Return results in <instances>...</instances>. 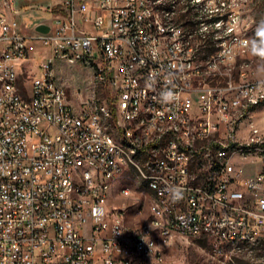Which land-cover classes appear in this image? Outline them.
I'll return each instance as SVG.
<instances>
[{"label": "built area", "instance_id": "1", "mask_svg": "<svg viewBox=\"0 0 264 264\" xmlns=\"http://www.w3.org/2000/svg\"><path fill=\"white\" fill-rule=\"evenodd\" d=\"M47 1L49 30L25 35L12 0H0V264H167L161 254L177 238L204 240L217 264L251 263L264 243V133L248 118L264 108V80H250L240 73L248 64L236 62L249 54L239 41L256 25L234 0H201L208 15L199 26L187 21L190 0H178L173 30L157 21L160 0ZM207 22L220 26V41ZM29 38L51 57L27 79ZM80 55L98 60L94 79L109 91L101 108L132 149L113 148L90 102L65 103L53 62L86 66ZM224 142L229 156H221ZM129 153L150 154L151 164L136 162L160 199L144 195L130 216L125 205L113 216L103 190L108 173L119 182L130 172ZM246 161L261 167L245 174ZM82 164H94L99 180L86 175L77 186ZM73 187L79 197L69 196ZM138 212L149 220L126 227ZM152 227L164 230L168 247H150Z\"/></svg>", "mask_w": 264, "mask_h": 264}, {"label": "rangeland", "instance_id": "2", "mask_svg": "<svg viewBox=\"0 0 264 264\" xmlns=\"http://www.w3.org/2000/svg\"><path fill=\"white\" fill-rule=\"evenodd\" d=\"M234 3L235 6L239 7L242 16L250 19L252 25L264 21V0H234ZM85 27L90 28L88 25ZM27 45L29 47V57L26 65L30 73H25L24 76L30 79L33 73L39 71V66L51 57V48L36 38L27 39ZM242 61H245L248 66H240V70L246 69L248 71L249 68L248 76L250 80H264V61L247 54L238 57L236 67ZM53 67L58 81L66 88L68 99L74 106L82 104L87 99L99 103L103 96H107L109 93L107 87H103L94 79L93 66L73 65L61 59H56L53 62ZM248 121L264 133V108L262 106L252 108ZM241 165L245 174H253L261 167L250 161H246ZM123 186L133 188L134 192L122 194L120 189ZM144 195L152 197L145 183L132 172L131 179L129 174V177L121 179L113 186L108 204L113 207L115 212L120 211L125 205L123 216H130L132 212H135L136 204L133 203H139V197L143 199ZM148 219L149 213L138 212L133 213L130 220H126V223H144ZM165 261L167 264H217V258L209 251L207 243L204 240L195 238H177L174 244L166 250ZM239 263L252 264L247 260H238Z\"/></svg>", "mask_w": 264, "mask_h": 264}, {"label": "bare ground", "instance_id": "3", "mask_svg": "<svg viewBox=\"0 0 264 264\" xmlns=\"http://www.w3.org/2000/svg\"><path fill=\"white\" fill-rule=\"evenodd\" d=\"M178 0H160L159 10H157V21L163 23L166 30H173V20H176V13L173 9ZM191 6L190 10L187 12V21L191 22L192 26H199L201 22V15H208V7L206 3L201 2V0H190ZM206 31H212L213 41H220L221 30L217 22H207ZM80 62L87 66H93V75H100V66L97 59H94L93 55H80ZM240 73H248L246 69H241ZM103 93V92H102ZM105 93V92H104ZM95 99V98H94ZM102 99H105L103 96ZM64 100L65 103H71L68 99L66 88L64 87ZM95 101V100H93ZM92 100L87 99L90 102L91 108L94 110V117L97 121L104 123V129L106 133L111 135V143L115 150L132 149V139L128 138L127 135H119V128L112 125L109 122V116L106 111L101 108V101L95 103ZM97 101V100H96ZM76 121H84V114H76ZM178 139H185V130H178ZM231 150V142H224V147L221 148V156H229ZM123 164L129 165L130 172L135 173L147 186L148 190L151 192L153 199H160V191H158L157 186L151 180V172H146L145 169L138 167L136 161H143V164H151L150 154H138L129 153L122 154ZM152 164H159V155H152ZM130 172H119V181L123 178L129 177ZM86 175L89 181H98L99 173L98 168L94 164H82V167H77V175H75V182L77 186H84L86 182ZM117 172L108 173L107 188L103 190V197L105 202L108 203L110 194L113 190V186L117 183ZM127 186H123L120 189L122 194H128ZM70 197L80 196V187H73L69 189ZM113 216H120V211H114ZM149 220V219H148ZM142 223L128 224L126 227H133V225H140ZM164 239V230L160 227H152V239L150 240L151 248H158L161 242V247H168V240ZM257 250H260L255 257H251L252 264H264V243H257ZM217 258V255L214 254ZM161 262L165 261V254H161ZM216 263V262H215ZM240 264V263H239Z\"/></svg>", "mask_w": 264, "mask_h": 264}, {"label": "crops", "instance_id": "4", "mask_svg": "<svg viewBox=\"0 0 264 264\" xmlns=\"http://www.w3.org/2000/svg\"><path fill=\"white\" fill-rule=\"evenodd\" d=\"M47 2V0H12L9 13L15 18L23 34H33L38 25L51 22L52 13L45 8Z\"/></svg>", "mask_w": 264, "mask_h": 264}, {"label": "clouds", "instance_id": "5", "mask_svg": "<svg viewBox=\"0 0 264 264\" xmlns=\"http://www.w3.org/2000/svg\"><path fill=\"white\" fill-rule=\"evenodd\" d=\"M239 46L246 49L253 57L264 61V21L256 25L252 37L239 41ZM228 51L230 53V49ZM171 95L167 93L166 98H170Z\"/></svg>", "mask_w": 264, "mask_h": 264}, {"label": "water", "instance_id": "6", "mask_svg": "<svg viewBox=\"0 0 264 264\" xmlns=\"http://www.w3.org/2000/svg\"><path fill=\"white\" fill-rule=\"evenodd\" d=\"M36 30L45 33L49 30V27L47 25L40 24L37 26Z\"/></svg>", "mask_w": 264, "mask_h": 264}]
</instances>
